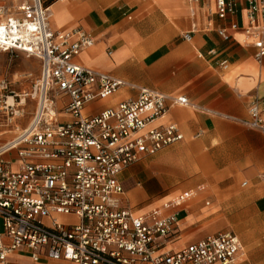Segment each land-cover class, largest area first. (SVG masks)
Returning <instances> with one entry per match:
<instances>
[{
    "label": "built area",
    "instance_id": "2783aa9c",
    "mask_svg": "<svg viewBox=\"0 0 264 264\" xmlns=\"http://www.w3.org/2000/svg\"><path fill=\"white\" fill-rule=\"evenodd\" d=\"M207 1L208 14L219 20L236 16L243 4L244 24L232 22L217 34L228 40L229 31L241 32V43L254 48L255 60L264 59V0ZM49 20L42 0H0V52L40 62L28 91L17 94L8 81H0L2 108L36 103L30 124L0 147V264H9L19 250L34 262L239 264L242 248L233 233L174 247L179 223L172 210L193 192L141 215L133 214L122 197L118 175L123 169L183 139L175 124L158 121L169 105L187 106V99L141 88L135 99L85 115L90 103L110 98L125 84L76 65L74 58L94 40L81 29L53 30ZM183 38L190 40V34ZM51 93L67 100L64 121L56 117ZM249 116L245 124L264 131V111L257 104L249 106ZM11 152L15 167L3 159Z\"/></svg>",
    "mask_w": 264,
    "mask_h": 264
},
{
    "label": "crops",
    "instance_id": "0c3cea01",
    "mask_svg": "<svg viewBox=\"0 0 264 264\" xmlns=\"http://www.w3.org/2000/svg\"><path fill=\"white\" fill-rule=\"evenodd\" d=\"M42 1L53 30L81 29L94 40L73 62L125 84L110 98L90 103L85 115L95 116L123 100L135 99L141 88L188 101L187 106L169 105L158 121L175 124L183 139L144 156L118 175L122 197L132 213L161 208L191 191L193 196L172 210L179 223L174 247L192 244L217 230L185 232L187 225L256 226L242 240L235 234L242 248L239 264H264V258L253 254L254 242L264 236V131L245 124L251 104L264 111V59L255 60L254 48L241 43V32L228 30V40L217 34L232 22L244 24L243 4L236 16L219 20L208 14L207 0L197 4L184 0ZM185 34H190V40L183 38ZM28 58L38 63L40 74V62ZM50 96L57 119L64 121L62 105L67 100ZM30 104L34 111L22 129L33 119L36 103L27 100L22 106L13 105L27 108ZM22 111H14L16 129ZM5 161L15 167L16 154ZM8 263L71 264L34 262L26 250L12 253Z\"/></svg>",
    "mask_w": 264,
    "mask_h": 264
},
{
    "label": "rangeland",
    "instance_id": "374dc122",
    "mask_svg": "<svg viewBox=\"0 0 264 264\" xmlns=\"http://www.w3.org/2000/svg\"><path fill=\"white\" fill-rule=\"evenodd\" d=\"M39 75V65L38 63L28 58L26 55L19 52L12 53H2L0 52V80L4 79L9 82L10 89L17 94H21L24 90L31 87L32 82L37 79ZM10 99L8 100L9 104ZM17 109H22L20 112V118L18 123L19 129L14 127L16 119L13 118L14 111ZM34 111L32 104L27 108H0V147L10 140L14 136L16 130H20L26 126L31 118ZM4 160L15 159V152H11L3 157ZM182 218V216H180ZM215 227L217 230L211 234L215 235L217 233H233L236 234L241 240L243 236H249L253 231H256V226H244V225H187L185 226V232L190 229V232H201L207 228ZM244 252L248 256V249L244 242ZM256 245L253 250V254L256 259L261 260L264 258V236L257 239L254 242Z\"/></svg>",
    "mask_w": 264,
    "mask_h": 264
}]
</instances>
